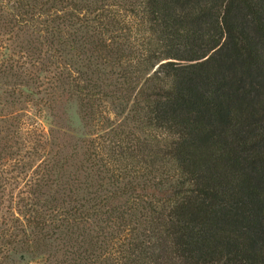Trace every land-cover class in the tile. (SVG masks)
Returning a JSON list of instances; mask_svg holds the SVG:
<instances>
[{
	"label": "trees",
	"instance_id": "obj_1",
	"mask_svg": "<svg viewBox=\"0 0 264 264\" xmlns=\"http://www.w3.org/2000/svg\"><path fill=\"white\" fill-rule=\"evenodd\" d=\"M0 24L24 55L0 79L29 101L47 74L97 132L66 174L29 125L45 175L0 264L57 243L77 264H264V0H0Z\"/></svg>",
	"mask_w": 264,
	"mask_h": 264
},
{
	"label": "rangeland",
	"instance_id": "obj_2",
	"mask_svg": "<svg viewBox=\"0 0 264 264\" xmlns=\"http://www.w3.org/2000/svg\"><path fill=\"white\" fill-rule=\"evenodd\" d=\"M11 33L0 24V66L8 62H19L24 58ZM40 77L39 83L43 88L38 93L41 94L29 101V98H21L20 92L7 81L0 79V229L8 227L13 219H20L23 206L32 202L31 191L35 181L45 175V172L42 174V168L44 161L48 159V156L45 157L48 149L31 151L36 134L29 131L30 124L35 125L36 121L43 123L46 128H53L54 146L51 151L57 161L68 159L70 165L63 172L66 174L79 173L78 162L81 160H75L76 157L71 156L81 154L78 157L81 159L83 153L79 148L85 133L92 134V138L97 133L94 127L84 128L83 116L68 95L60 96L58 93L56 99L49 95L51 91L45 93L50 78L48 79L47 74ZM33 92L36 93V90ZM79 181H84L82 174ZM45 190L52 195L49 189ZM54 246L53 257L49 259L46 256L28 254L23 258L19 255L21 252L16 258L24 261L23 264H77L69 249L60 243Z\"/></svg>",
	"mask_w": 264,
	"mask_h": 264
}]
</instances>
